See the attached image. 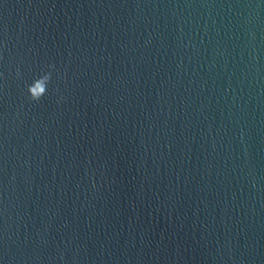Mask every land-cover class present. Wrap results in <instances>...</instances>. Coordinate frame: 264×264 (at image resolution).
I'll list each match as a JSON object with an SVG mask.
<instances>
[{
  "label": "water",
  "instance_id": "obj_1",
  "mask_svg": "<svg viewBox=\"0 0 264 264\" xmlns=\"http://www.w3.org/2000/svg\"><path fill=\"white\" fill-rule=\"evenodd\" d=\"M0 264H264V0H0Z\"/></svg>",
  "mask_w": 264,
  "mask_h": 264
},
{
  "label": "clouds",
  "instance_id": "obj_2",
  "mask_svg": "<svg viewBox=\"0 0 264 264\" xmlns=\"http://www.w3.org/2000/svg\"><path fill=\"white\" fill-rule=\"evenodd\" d=\"M30 90H31V88H29V93H30ZM31 97H32V96H31ZM32 99H33V100H36V99H35V98H33V97H32Z\"/></svg>",
  "mask_w": 264,
  "mask_h": 264
}]
</instances>
